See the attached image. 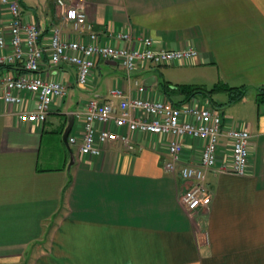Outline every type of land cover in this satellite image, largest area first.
Instances as JSON below:
<instances>
[{
  "label": "crops",
  "instance_id": "crops-1",
  "mask_svg": "<svg viewBox=\"0 0 264 264\" xmlns=\"http://www.w3.org/2000/svg\"><path fill=\"white\" fill-rule=\"evenodd\" d=\"M18 1L22 19L40 29L39 74L64 82L67 94L43 122L18 119L17 111L33 105L28 95L22 93V107L0 98V264H264V100L257 99L264 85V0H64L84 9L101 44L120 46L116 33L127 32L150 37L154 49L198 53L193 61L138 65L130 78L120 64L97 57L85 86L77 85L74 65L49 61L54 27L65 40L77 38L56 0ZM9 23L0 0L6 39ZM216 82L246 86L244 97L227 106L222 91L212 95L215 104L196 97L224 123L250 131L248 167L244 175L221 170L231 161L221 138L218 162L206 173L210 201L193 212L181 201L188 184L164 168L169 137L136 132L140 149L109 143L88 157L68 142L81 128L74 116L68 144L63 140L67 115L89 98L105 100L112 87L128 98L169 101L165 84L181 99L177 84ZM201 143L185 138L183 160L198 162Z\"/></svg>",
  "mask_w": 264,
  "mask_h": 264
},
{
  "label": "built area",
  "instance_id": "built-area-1",
  "mask_svg": "<svg viewBox=\"0 0 264 264\" xmlns=\"http://www.w3.org/2000/svg\"><path fill=\"white\" fill-rule=\"evenodd\" d=\"M1 4L10 15V23L9 38L0 34V66H18L24 72L16 75L3 71L0 74V98L8 104L21 106L24 104L22 93L28 95L33 105L29 107L28 102L26 108L17 111L18 119L43 122L53 102L66 96L67 85L39 74L44 54L39 41L40 29L35 21L22 19L19 1L1 0ZM56 5L58 14L65 24H71L77 38L65 40L60 29L54 27L47 48L49 61L53 65L63 62L74 65L79 86L87 84L97 57L120 64L127 78L138 65L193 61L197 57L198 53L192 47L154 49L150 37H135L127 32L116 33L117 39L123 42L120 46L101 44L82 7L67 5L64 0H56ZM6 47L9 51L3 52ZM133 83L140 93L145 91L144 85L137 80ZM72 114L81 121V128L79 133L68 137V142L78 144L79 154L88 157L101 154L109 143H120L126 152L140 149L133 141L136 132L169 137L164 168L188 184L181 193V201L192 212L210 201L206 173L218 162L221 138L226 139L231 151V161L222 164L221 170L244 175L248 167L250 131L242 124L224 123L218 110L202 105L197 97L176 105L168 100L128 98L118 87H112L105 100L89 98ZM185 138L202 141L196 163L182 158Z\"/></svg>",
  "mask_w": 264,
  "mask_h": 264
},
{
  "label": "trees",
  "instance_id": "trees-1",
  "mask_svg": "<svg viewBox=\"0 0 264 264\" xmlns=\"http://www.w3.org/2000/svg\"><path fill=\"white\" fill-rule=\"evenodd\" d=\"M8 67H12V65L6 66V68ZM167 86L170 87L168 84H165L162 88V91L166 94L169 101L176 105L183 104L186 101H189L192 97H196L198 95L208 96L212 104H215V101L212 99V95L218 91L226 92L227 99L225 103L232 104L240 101L246 93V86L244 85L233 86L227 84L226 82H216L210 88H206L203 85L186 83L175 85V87L178 88L179 93H183L184 95V97H182L181 99H175L174 97L170 96ZM257 99L258 102L264 100V85H260L257 87Z\"/></svg>",
  "mask_w": 264,
  "mask_h": 264
},
{
  "label": "water",
  "instance_id": "water-1",
  "mask_svg": "<svg viewBox=\"0 0 264 264\" xmlns=\"http://www.w3.org/2000/svg\"><path fill=\"white\" fill-rule=\"evenodd\" d=\"M113 62L116 63L115 61H113ZM73 121H74V115L72 113L68 114L67 115V125L63 131V136H62L66 145L68 144L67 137H68L69 131L72 127ZM70 156H71V159L73 160L74 157H73L72 152H71Z\"/></svg>",
  "mask_w": 264,
  "mask_h": 264
},
{
  "label": "rangeland",
  "instance_id": "rangeland-1",
  "mask_svg": "<svg viewBox=\"0 0 264 264\" xmlns=\"http://www.w3.org/2000/svg\"><path fill=\"white\" fill-rule=\"evenodd\" d=\"M187 69H190V67L187 68ZM209 84H211V83H209ZM208 86L211 87V85H208ZM221 93H222L223 97L226 98L227 93H226V92H223V91H222ZM226 99H227V98H226ZM225 101H226V100H225ZM207 102H210V101L208 100ZM224 104H225V105H224ZM224 104H223L224 106H227L226 103H224ZM224 109H226V108L224 107Z\"/></svg>",
  "mask_w": 264,
  "mask_h": 264
}]
</instances>
